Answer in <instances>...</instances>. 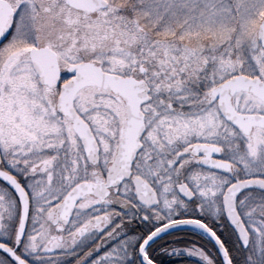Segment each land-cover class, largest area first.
I'll use <instances>...</instances> for the list:
<instances>
[{"label":"snow or ice","instance_id":"obj_1","mask_svg":"<svg viewBox=\"0 0 264 264\" xmlns=\"http://www.w3.org/2000/svg\"><path fill=\"white\" fill-rule=\"evenodd\" d=\"M0 264H264V0H0Z\"/></svg>","mask_w":264,"mask_h":264}]
</instances>
